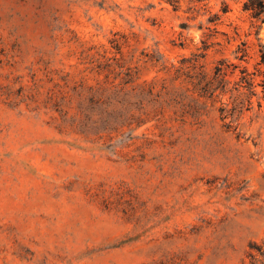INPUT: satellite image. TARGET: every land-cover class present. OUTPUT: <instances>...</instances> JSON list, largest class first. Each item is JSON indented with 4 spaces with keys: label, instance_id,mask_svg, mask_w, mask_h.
I'll list each match as a JSON object with an SVG mask.
<instances>
[{
    "label": "rangeland",
    "instance_id": "obj_1",
    "mask_svg": "<svg viewBox=\"0 0 264 264\" xmlns=\"http://www.w3.org/2000/svg\"><path fill=\"white\" fill-rule=\"evenodd\" d=\"M261 44L241 0H0V264H264Z\"/></svg>",
    "mask_w": 264,
    "mask_h": 264
},
{
    "label": "trees",
    "instance_id": "obj_2",
    "mask_svg": "<svg viewBox=\"0 0 264 264\" xmlns=\"http://www.w3.org/2000/svg\"><path fill=\"white\" fill-rule=\"evenodd\" d=\"M243 2V9L247 11L250 14V17L252 18V21L254 25L258 26L259 32L260 29L263 26L264 23V0H241ZM230 10L229 5L226 4V6L223 8L224 12H228ZM261 53L260 58L257 60L255 65V70L251 71L248 67V65H241V64H235L234 69L232 70L233 73L236 72L237 69L240 70V77L236 81L235 89L239 92L240 96L243 92L242 89H246L248 93L249 99L248 101V109L252 107V98L254 96H259L260 98H264V44H261ZM240 52V54H239ZM238 58L242 61L249 62V50L247 47V43H244V47H240L238 50ZM226 59L222 58L219 60L218 64L216 65L215 69V75L216 78L223 83L224 85H227L229 82L227 80V75L229 74V68L226 66ZM212 83H206L204 85V88L209 91V89L212 88ZM259 86L263 87V95H260L257 88ZM244 100L240 101L239 104L244 105ZM262 105V104H260ZM241 106V105H240ZM225 109V108H223ZM252 249H260V246L258 244H252ZM257 253H251L252 262L251 264H257ZM264 255V251H263Z\"/></svg>",
    "mask_w": 264,
    "mask_h": 264
}]
</instances>
